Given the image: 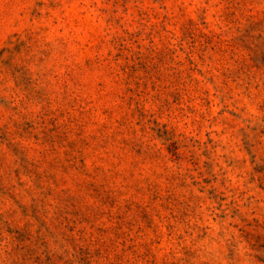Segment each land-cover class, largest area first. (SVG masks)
I'll use <instances>...</instances> for the list:
<instances>
[{
	"label": "rangeland",
	"instance_id": "374dc122",
	"mask_svg": "<svg viewBox=\"0 0 264 264\" xmlns=\"http://www.w3.org/2000/svg\"><path fill=\"white\" fill-rule=\"evenodd\" d=\"M0 264H264V0H0Z\"/></svg>",
	"mask_w": 264,
	"mask_h": 264
}]
</instances>
